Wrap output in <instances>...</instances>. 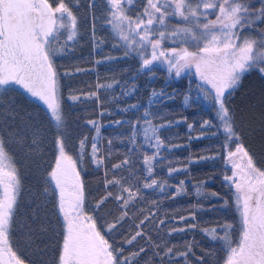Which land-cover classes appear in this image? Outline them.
I'll return each mask as SVG.
<instances>
[{
  "label": "snow or ice",
  "instance_id": "1",
  "mask_svg": "<svg viewBox=\"0 0 264 264\" xmlns=\"http://www.w3.org/2000/svg\"><path fill=\"white\" fill-rule=\"evenodd\" d=\"M85 22L94 49L105 43L97 36L103 29L113 37V47L123 48L124 57L138 59L137 76L154 77L159 66L175 78L190 73V96L203 97L215 115L200 121L195 136L191 133L196 125H187L189 143L213 128L212 135L222 141L220 153L189 158L190 162L220 159L222 180L235 197L240 217L238 227L224 220L200 231L225 251L223 264H264V156L258 158L242 142L244 122L237 123L231 107V97L243 80L254 75L264 82V0H0V91L7 96L19 90L45 113L39 121L31 116L18 121L10 102L8 115L0 114V264H152L154 258L156 264H178V257L188 264L190 256L206 264L191 246L177 253L165 239L197 228V223H183L195 221L194 212L173 217L178 224L172 227L152 208L145 212L149 203L159 208V200L149 197L187 194L184 180L172 184L168 179L186 171L173 166L166 155L180 147L163 136L172 121L153 111L171 95L153 89L143 108L132 103L117 109L131 111L133 117L112 122L127 126L117 137L127 147L119 162L110 165L113 139L102 154L98 120L84 121L95 132L89 138L78 122L73 127L68 119L57 57L70 55L83 39ZM101 89L111 90L117 102L137 92L135 77L97 82L88 92L70 90L67 107L91 100L99 117L112 115L104 107ZM190 96H185L186 104ZM85 162L102 174V189L97 191L103 194L94 203L88 200ZM165 164L167 177L161 175ZM26 170L34 180L28 202L20 196ZM108 203H114V209L101 215ZM221 207H228V201ZM162 226L167 230L164 236L159 235ZM140 240L145 243L137 247Z\"/></svg>",
  "mask_w": 264,
  "mask_h": 264
},
{
  "label": "trees",
  "instance_id": "2",
  "mask_svg": "<svg viewBox=\"0 0 264 264\" xmlns=\"http://www.w3.org/2000/svg\"><path fill=\"white\" fill-rule=\"evenodd\" d=\"M81 32L83 39L79 40L71 54L57 57L59 72L61 77H63L61 80L63 102L65 109L70 114L68 119L74 122L73 127H76L75 122H78L82 126L80 131L89 136V138L95 136V132L91 130L90 126H85L84 121L88 119L98 120L101 125L98 142L102 154L109 148L108 139H113L111 155L108 161L110 165L113 162H119L127 147L126 144H122L117 138L120 133L127 130V126L117 127L112 122L133 117V112L125 113L117 109L132 103H138L143 108L149 102L153 89L157 92L163 89L171 95V99H168L164 105H157L153 111H161L163 113L162 119L172 121V127L164 131L163 136L167 137L170 143L180 145V147L173 148L166 155L173 166L186 169V171L174 173L173 177H168V179L172 184H177L179 180H184L187 194L177 196L175 199H168L161 194H156L149 197V199H158L159 208L157 209L149 203L144 206L145 212H147L148 208H152L153 211L157 212L158 217L164 218L169 223V227L177 226L178 224L177 221L172 219L173 217L189 216L190 213L194 212L196 220H188L183 223H197L198 227L186 229L185 232L173 233L171 236H165L166 241L177 253L185 251L188 246H191L197 256L204 258L206 264H223L224 259H226L225 251L221 250V246L216 241L200 231V228L216 227L217 222L222 223L224 220L238 227L240 217L235 208V197L229 188L224 185L221 175L224 164L219 158L197 162H190L189 159H195V157L201 155L213 156L222 151L219 146L222 141L212 135V132L216 131L214 128L207 130L203 139H192L191 143H189L190 134L187 125L189 123L196 125L195 131L191 133L192 136H195L200 131V121L211 120L214 117L215 113L211 105L203 97L196 99L190 96L189 82L191 75L189 72L183 73L180 78H175L168 75L165 67L159 66L154 77L149 75L137 76L138 59L131 56L124 57L123 48L113 47V37L109 32L103 29L98 30V38L105 41L100 49L93 48L89 37L88 22H85ZM107 56L116 57V59L105 60L104 58ZM97 59L104 60V62L95 64ZM77 68L85 69V71L78 72L76 71ZM66 71H71L74 75L72 77H64L63 74ZM133 77H135L137 92L118 102L112 98L111 90H100L104 107L111 110L112 115L99 117L97 112L94 111L97 105L91 100L73 105L71 108L67 107V96L70 90L73 92H88L94 88L97 82L112 83L114 80L124 82L131 80ZM262 83L264 82H261L258 77L249 76L242 81V86L231 97V107L235 110L237 123L244 122L242 125L244 130L242 142L258 158L264 156V92L261 90ZM69 86L71 87L69 88ZM116 92H119V87H117ZM186 95L190 96L187 104L185 102ZM10 102L15 105L18 121L26 120L29 116L36 121L44 118L45 113L42 106L27 95L20 93L19 90H17V93L7 96L0 91V105H2L0 106V114L8 115L7 109L10 107ZM184 118H187L186 122ZM24 167L26 168V164ZM84 167L87 170L83 175L87 191L90 193L88 200L90 203H94L103 194L102 191H97V189H102L100 183L102 174L98 175L95 173L87 162L84 163ZM167 167L168 164L162 166V176L167 177ZM33 184L34 180L31 172L26 170L25 179L20 190V196L24 202L30 200L28 191ZM173 190L168 189L167 191ZM212 192H216L218 196L213 197L211 195ZM225 200L228 201V207H221ZM109 209H114V203H108L100 214H106ZM21 211L23 212L24 209L21 208ZM136 215L139 216V213H136ZM130 223L131 221L126 222V229ZM149 229H151V225H149ZM166 231L162 226V231L159 235L164 236ZM152 237L155 240L157 233L153 232ZM144 243V240H140L137 247L144 245ZM125 247L128 251L134 250L132 246L126 245ZM128 251L125 252L126 255ZM208 253H212V255H208ZM157 260L158 258L152 259V264H156ZM141 264H143V261H141ZM172 264H177V261H173ZM178 264H184L182 257H178ZM188 264H197L196 257L190 256ZM200 264H203V262H200Z\"/></svg>",
  "mask_w": 264,
  "mask_h": 264
},
{
  "label": "rangeland",
  "instance_id": "3",
  "mask_svg": "<svg viewBox=\"0 0 264 264\" xmlns=\"http://www.w3.org/2000/svg\"><path fill=\"white\" fill-rule=\"evenodd\" d=\"M163 67H165V66H163ZM187 72V71H186ZM239 214V213H238Z\"/></svg>",
  "mask_w": 264,
  "mask_h": 264
}]
</instances>
